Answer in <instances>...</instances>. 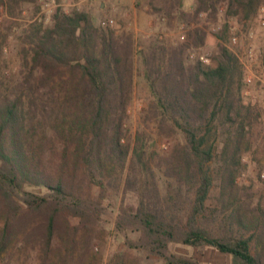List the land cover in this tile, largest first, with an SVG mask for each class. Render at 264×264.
I'll list each match as a JSON object with an SVG mask.
<instances>
[{
    "label": "trees",
    "instance_id": "1",
    "mask_svg": "<svg viewBox=\"0 0 264 264\" xmlns=\"http://www.w3.org/2000/svg\"><path fill=\"white\" fill-rule=\"evenodd\" d=\"M35 1L0 0V7L13 13ZM222 2L227 16L237 18L258 12L264 0H195V14L216 11ZM226 35L225 28L220 40ZM27 36V74L0 91V264H15L17 254L29 251L37 253L39 264L83 263L105 212L84 185L101 184L102 176L126 161V99L139 88L146 89L145 111L158 134L181 133L185 139L165 159L164 172L193 184V203L185 217L162 207L122 204L116 233H137L127 246L167 264H203L178 254L177 246L216 250L226 264H264V205L242 200L245 186L237 180L254 146L263 151L264 167V105L244 97V71L234 51L220 43L210 63L188 60L187 48L205 36L195 27L167 59L163 47L143 51L144 75H136L131 35L98 28L86 11L68 13L61 6L50 23L42 21ZM211 160L218 164L217 208L223 224L237 225V233L213 235L203 223L212 196L213 180L205 170Z\"/></svg>",
    "mask_w": 264,
    "mask_h": 264
},
{
    "label": "rangeland",
    "instance_id": "2",
    "mask_svg": "<svg viewBox=\"0 0 264 264\" xmlns=\"http://www.w3.org/2000/svg\"><path fill=\"white\" fill-rule=\"evenodd\" d=\"M194 2L195 0H37L29 4L22 3L13 13L6 12L1 6L0 91L4 92L20 76L27 74L26 60L31 56V41L27 35L42 21L50 23L52 13L57 6H61L68 13L75 9L86 11L98 28L131 35L134 41L136 75H144L141 73L143 51L151 50L154 44L160 50H163L162 47L165 49L163 56L167 59L172 48L188 39L192 29L201 27L205 36L202 42L198 41L187 48L188 60H200L208 64L219 44L224 43L239 56L242 63L244 97L247 100L253 97L264 105V3L250 17L236 18L227 16L224 2L219 4L216 11L196 15ZM109 19H113L114 24L105 26L103 22ZM225 28L226 40L222 41L219 36ZM233 36L237 37L235 44L231 41ZM158 56H162L160 51ZM160 63L165 67L166 61L160 59ZM248 76L252 77L251 82H247ZM140 81L145 85L143 79ZM145 92V88L141 92L139 88L138 92L126 99L123 141L130 150L126 161L102 176L101 184L90 185L86 181L84 185L88 197L100 201L105 212L102 220L93 227L89 240L91 250L82 264H167L163 258L127 246L126 240L136 238L137 233H116L114 224L117 211L122 204L132 203L141 208L162 207L168 213L180 217H185L190 212L193 184L176 182L164 172L165 159L176 145L183 148L185 139L181 133L171 132L173 136L169 138L158 134L155 119L145 111ZM262 120L264 121V113ZM262 155L263 151L254 146L250 154L244 156L237 178L245 186L242 200L250 202L252 206L258 201L264 205V167L260 169ZM205 170L213 180L206 218L202 219L205 227L213 235L237 233V225L223 224V211L217 208V160L208 161ZM213 209H217L216 212ZM72 222L76 223V219L72 218ZM246 233L247 236L250 235V232ZM53 242L58 244L59 238L55 237ZM173 250L178 254L192 256L203 264L227 263L225 255L210 248L177 246ZM29 252L17 254L15 264H39L37 253Z\"/></svg>",
    "mask_w": 264,
    "mask_h": 264
},
{
    "label": "built area",
    "instance_id": "3",
    "mask_svg": "<svg viewBox=\"0 0 264 264\" xmlns=\"http://www.w3.org/2000/svg\"><path fill=\"white\" fill-rule=\"evenodd\" d=\"M103 24L105 25V26H112L113 24H114V20L113 19H109V20H107V21H104L103 22ZM231 41H232V43H237V37L236 36H233L232 38H231ZM203 58V57H202ZM252 81V77H250V76H248L247 77V82H251ZM263 98H264V96H263Z\"/></svg>",
    "mask_w": 264,
    "mask_h": 264
}]
</instances>
